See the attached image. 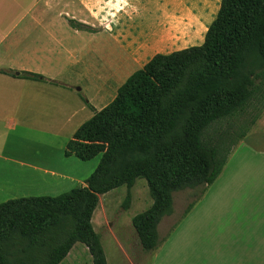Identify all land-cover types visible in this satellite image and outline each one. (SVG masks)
Segmentation results:
<instances>
[{
	"label": "crops",
	"instance_id": "crops-1",
	"mask_svg": "<svg viewBox=\"0 0 264 264\" xmlns=\"http://www.w3.org/2000/svg\"><path fill=\"white\" fill-rule=\"evenodd\" d=\"M207 8L206 0H0V69L45 79L0 72V159L85 186L91 160L63 154L93 114L78 93L99 110L154 54L201 44L214 19L202 15ZM174 11L196 13L183 22ZM104 194L94 229L97 209L107 220ZM133 229L126 264H142L131 250L147 264H264V114L156 252L144 254ZM70 251L59 264H82Z\"/></svg>",
	"mask_w": 264,
	"mask_h": 264
},
{
	"label": "trees",
	"instance_id": "trees-1",
	"mask_svg": "<svg viewBox=\"0 0 264 264\" xmlns=\"http://www.w3.org/2000/svg\"><path fill=\"white\" fill-rule=\"evenodd\" d=\"M71 25L91 30L72 20ZM0 72L45 80L36 73ZM259 93L264 98V0H220L201 44L154 54L99 110L78 93L93 114L77 127L63 154L82 161L100 155L99 162L85 186L0 203V264H59L76 242L87 247L92 264H107L91 224L93 211L99 195L122 185L120 206L128 209L137 178L145 179L152 203L131 224L141 251L156 252L248 131L235 139L228 131L210 138L208 128L239 117ZM186 188L197 193L160 235L159 223L174 212L173 193Z\"/></svg>",
	"mask_w": 264,
	"mask_h": 264
},
{
	"label": "rangeland",
	"instance_id": "rangeland-1",
	"mask_svg": "<svg viewBox=\"0 0 264 264\" xmlns=\"http://www.w3.org/2000/svg\"><path fill=\"white\" fill-rule=\"evenodd\" d=\"M206 1L208 8L202 12V15L204 16L206 14L215 17L220 0ZM133 12L137 13L136 11ZM188 13L193 15L196 12L174 11L175 17L182 18L183 22L189 20ZM262 97L260 93L257 94L256 99L248 103V106L239 117L231 120H220L208 128L207 134L210 138H216L220 132L228 131L235 139L241 130L245 129L251 131L256 121L264 114V108L262 107L264 98ZM252 120H254V123L251 124ZM99 158L100 155L90 159L91 161L87 163L86 175L93 172L99 162ZM67 169L69 171L73 170L72 166H68ZM76 186V184L59 181L57 177H50L43 172L27 170L26 168L0 159V203L9 199L23 197H54ZM196 193L195 190L193 191L188 188L173 193L174 212L170 216H166L162 219L159 226L160 235H164L168 231L172 224L180 217L185 206L194 198ZM125 194L126 186L122 185L102 195L100 200L103 201V205H106L105 212L107 220L105 215H101V209H97L93 217L95 225V229H93L100 235L107 264L129 263L127 250L130 242L128 243L127 233L130 228L133 229L131 217L132 215L134 216L146 210L152 203L147 183L143 178H137L135 184L131 188V203L127 210L122 209L120 206L124 200ZM83 246V243L76 242L70 249V254L71 256L76 255L75 258L80 260L82 264H87L89 253L84 251L80 253V249L83 248ZM132 251L133 250H131V254L135 261L147 264L148 257L142 258V256Z\"/></svg>",
	"mask_w": 264,
	"mask_h": 264
}]
</instances>
